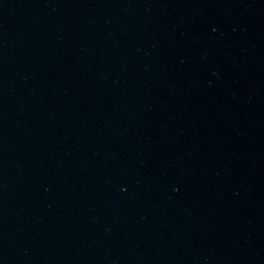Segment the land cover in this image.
Segmentation results:
<instances>
[{"label":"water","instance_id":"1","mask_svg":"<svg viewBox=\"0 0 264 264\" xmlns=\"http://www.w3.org/2000/svg\"><path fill=\"white\" fill-rule=\"evenodd\" d=\"M0 264H264V0H0Z\"/></svg>","mask_w":264,"mask_h":264}]
</instances>
